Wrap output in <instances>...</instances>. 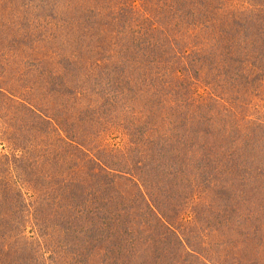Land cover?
Here are the masks:
<instances>
[{
    "label": "rangeland",
    "instance_id": "rangeland-1",
    "mask_svg": "<svg viewBox=\"0 0 264 264\" xmlns=\"http://www.w3.org/2000/svg\"><path fill=\"white\" fill-rule=\"evenodd\" d=\"M0 264H264V0H0Z\"/></svg>",
    "mask_w": 264,
    "mask_h": 264
},
{
    "label": "trees",
    "instance_id": "trees-1",
    "mask_svg": "<svg viewBox=\"0 0 264 264\" xmlns=\"http://www.w3.org/2000/svg\"><path fill=\"white\" fill-rule=\"evenodd\" d=\"M92 164H93L92 167H93V168H96V167H95V164H97V163H96V160H94ZM150 211H151V210H150ZM152 214H153V212H152ZM158 214H159V213H158ZM154 215H156V212L154 213ZM159 216L161 217V215H159ZM156 218H157V217H156ZM158 220H159V219H158ZM158 222H159V221H158ZM147 234H148V232H147ZM145 242H146V241H145ZM180 242H182V241H180ZM143 247H144V246H143Z\"/></svg>",
    "mask_w": 264,
    "mask_h": 264
}]
</instances>
